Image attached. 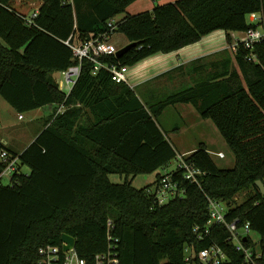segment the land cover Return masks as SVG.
Instances as JSON below:
<instances>
[{
  "label": "trees",
  "instance_id": "obj_1",
  "mask_svg": "<svg viewBox=\"0 0 264 264\" xmlns=\"http://www.w3.org/2000/svg\"><path fill=\"white\" fill-rule=\"evenodd\" d=\"M40 1L28 23L14 0H0V97L20 114L54 108L35 141L18 154L21 168L29 172L0 185V264H37L39 249L61 245L63 234L76 238L78 254L92 261L108 250L109 219L120 264H187L188 245L201 250L213 243L227 252L230 264H245L244 254L227 241L225 227L215 226L208 238L198 240L194 228L207 223V197L236 205L229 218H243L260 234L258 264H264V196L256 186L264 181V41L253 50L239 44L233 69L217 71L152 106L128 84L113 81L106 69L94 75L89 59L82 62L69 95L55 79L76 64L65 43L71 36L85 42L121 33L136 46L120 58L103 55L99 60L133 67L218 30L227 33L231 45L230 31L264 27V0H176L127 15L114 31L109 22L137 0ZM255 13L262 15L260 23L248 21ZM251 54L258 62L247 60ZM178 103L192 104L215 123L235 155V166L218 168L201 144L186 157L206 172L201 185L183 180L177 171L173 177L186 196L158 206L147 193L150 186L136 188L129 178L154 173L177 158L159 117ZM61 104L66 111L56 115ZM1 150L13 153L0 142ZM112 174L124 182H111ZM245 192L250 196L236 204L237 195Z\"/></svg>",
  "mask_w": 264,
  "mask_h": 264
},
{
  "label": "built area",
  "instance_id": "obj_2",
  "mask_svg": "<svg viewBox=\"0 0 264 264\" xmlns=\"http://www.w3.org/2000/svg\"><path fill=\"white\" fill-rule=\"evenodd\" d=\"M38 10H35L31 16H27L28 23L32 22ZM262 15L255 13L251 15L252 23H260ZM114 21L109 22V27L112 31L116 29ZM74 36H71L65 43L72 49L76 64L70 66L67 70L62 71L63 81L59 84L60 90L69 95L75 84L77 83L82 69V62L85 59L92 60L95 63L93 74L96 75L101 69H106L111 75V79L117 83H125L131 86V67L121 64H108L99 60L103 55H116L120 50L112 42V35H100L85 42H77ZM233 43L231 48L237 52L239 44L244 48L253 50L257 42L264 41V27L251 28L247 31L232 33ZM248 61H257L255 54L247 57ZM66 111L64 104L58 106L56 115ZM22 118V115H20ZM220 158H225L224 152H213ZM188 153L178 154L176 161L177 165L174 170L165 171L161 174V179L155 183L153 188L147 190L148 195L152 198L153 203L158 206L165 205L171 200L183 198L186 196V188L174 179V174L177 171L182 173V179L191 183L201 185L203 176L206 175L194 164L186 160ZM0 185H10L13 183V178L22 172L21 160L18 154L11 153L7 150L0 151ZM7 180L9 183L4 184ZM264 183V181H262ZM208 199V220L205 225H197L194 232L198 240L208 238L215 226L225 227L229 233L227 241L234 244L237 251L244 254L245 264H258V259L261 257L259 247L251 246L254 241L249 237L252 231L251 223L245 222L241 217L229 218L230 210L236 205L228 203L226 200H218L211 197ZM108 250L102 253H97L92 261L82 258L76 247L64 250L65 243L61 245H46L39 249V259L37 264H120L119 252L117 251L118 239L112 236L114 223L111 219L108 220ZM257 253H255V252ZM185 262L187 264H230L231 260L227 252L218 244L213 243L208 248L197 250L194 244L188 245L185 248Z\"/></svg>",
  "mask_w": 264,
  "mask_h": 264
},
{
  "label": "rangeland",
  "instance_id": "obj_3",
  "mask_svg": "<svg viewBox=\"0 0 264 264\" xmlns=\"http://www.w3.org/2000/svg\"><path fill=\"white\" fill-rule=\"evenodd\" d=\"M14 2L15 7L26 16H31L33 11L38 10L42 4L40 0H14ZM171 2H173V0H139L136 4L138 5L136 8H128L126 13L118 15L115 18V22H117V20L121 21L127 15L150 11L151 8V10H153L156 6ZM248 21L251 22V16L248 17ZM112 42L118 49L127 45L126 37L121 33L115 34L112 37ZM231 52V50L228 51V53ZM197 65L198 63H191L188 66L189 70H192V68H195ZM175 70L167 76H164L165 78H169V81L166 82L169 84L165 87H161V81L164 77L151 79L142 86H135V90L140 98L146 104L152 106L173 94L198 85L202 80L209 79L201 75V73H198L195 68L193 69L195 72L192 71L191 76L185 80H180V70ZM175 75H177V81L173 80ZM55 79L59 83L63 81L61 72L55 75ZM144 95L147 98H145ZM52 110L53 107H47L39 111L34 110L20 114L4 98L0 97V136L7 138L9 133L11 136L15 137L16 145L10 147L13 153L20 154L23 152V148L28 145V142L44 127ZM20 115H22V118ZM159 122L166 137L172 142L177 152L193 150L199 148L201 144H204L211 153V158L218 168L223 170L234 168L235 155L233 151L219 132L215 123L211 119L202 118L198 108L193 105L180 103L170 105L163 114L160 115ZM213 152H224L226 157L220 158L213 154ZM176 165L177 161L174 159L167 167L161 168L151 174H140L135 178L130 177L129 180L132 179L133 186L136 188H146L148 186L153 188L157 175L159 173L163 174L165 171L174 170ZM22 172H29V168L25 166L22 167ZM110 180L113 183H122L125 178L117 174H112L110 175ZM8 183L7 180L4 181V184ZM250 194V192L238 194L236 197V204L243 203ZM249 237L254 241L256 246L259 245L261 236L258 232L251 231Z\"/></svg>",
  "mask_w": 264,
  "mask_h": 264
},
{
  "label": "crops",
  "instance_id": "obj_4",
  "mask_svg": "<svg viewBox=\"0 0 264 264\" xmlns=\"http://www.w3.org/2000/svg\"><path fill=\"white\" fill-rule=\"evenodd\" d=\"M138 1L131 4L128 8H136V6H138L136 5ZM174 1L175 0H173V2ZM133 15H136V14H133ZM113 21L115 22V19ZM118 22L119 20H117V22L115 23H118ZM232 33L233 31H230L229 35L231 36L232 43H233ZM115 34H119V33H114L113 36ZM126 40H127L126 44L128 45L129 41L127 38ZM231 45L228 43L227 33L224 30H218V31H215L207 35L199 42L185 46L184 48L178 51L171 52L168 54L160 53L155 56H152L134 65L133 67H131V77H130L131 87L135 89V86H142L144 83L148 82L151 79L167 76L177 67H180V80H185L189 76H191L192 71L195 68L197 69L198 73H201V75L205 76L206 78H210L214 76L217 71L226 69L227 67H229L230 69H233V67H235V53L236 52L233 51V49L231 48ZM230 50L233 53L232 52L228 53V51ZM191 63L192 64L198 63V65L195 68L193 67L192 70H189L188 66ZM193 72H195V70ZM173 80L174 81L178 80L177 75L173 77ZM168 81H169V78L164 77L161 81L162 82L161 87L167 86L169 83H166V82ZM187 105L192 106V104H187ZM41 109H44V108H40L37 111ZM53 112H54V108L50 116L53 114ZM40 131L37 132L34 138H32V140L28 142V145L25 148H23V151L31 143L35 141L37 136L40 134ZM8 135H9L8 136L9 138L8 137L4 138L3 136H0V142L8 146L10 150L12 151L11 147H14L16 145V140H15V137L11 136V134L8 133ZM195 149L181 151L179 152V154L180 153H190L194 151Z\"/></svg>",
  "mask_w": 264,
  "mask_h": 264
},
{
  "label": "water",
  "instance_id": "obj_5",
  "mask_svg": "<svg viewBox=\"0 0 264 264\" xmlns=\"http://www.w3.org/2000/svg\"><path fill=\"white\" fill-rule=\"evenodd\" d=\"M135 46H136V43L128 44L124 48L120 49L117 52L116 56L118 58L122 57L128 50H130L131 48H134ZM256 186L259 189V191L261 192V194L264 196V183L261 180H259L256 182ZM62 242L65 243L64 250H69V249L76 247V238H74L73 236H71L69 234H63L62 235Z\"/></svg>",
  "mask_w": 264,
  "mask_h": 264
}]
</instances>
